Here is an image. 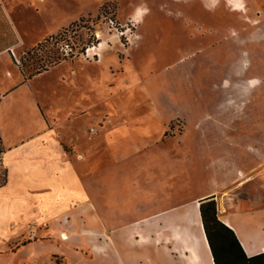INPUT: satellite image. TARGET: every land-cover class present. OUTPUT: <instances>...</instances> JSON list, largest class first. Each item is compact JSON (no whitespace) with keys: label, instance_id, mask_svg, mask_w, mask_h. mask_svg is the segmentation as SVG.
Returning <instances> with one entry per match:
<instances>
[{"label":"rangeland","instance_id":"374dc122","mask_svg":"<svg viewBox=\"0 0 264 264\" xmlns=\"http://www.w3.org/2000/svg\"><path fill=\"white\" fill-rule=\"evenodd\" d=\"M3 1L7 35L22 47L50 36L72 43L68 56L55 40L17 54L26 73L45 68L23 87L38 92L54 115H73L93 135L108 122L104 114L94 119L104 108L157 109L171 119L166 136L181 135L176 158L162 163L180 173L183 198L219 172L213 177L230 199L264 205V0H244L246 11L223 0L212 9L199 0ZM92 43H99V55L85 57ZM5 71L18 77L0 57ZM85 227L75 216L56 221L47 235L19 240L5 259L110 264L108 244L95 247Z\"/></svg>","mask_w":264,"mask_h":264},{"label":"crops","instance_id":"0c3cea01","mask_svg":"<svg viewBox=\"0 0 264 264\" xmlns=\"http://www.w3.org/2000/svg\"><path fill=\"white\" fill-rule=\"evenodd\" d=\"M3 5L0 0V57L18 77L0 73L7 166L0 186V264H11L5 256L16 253L19 240L47 235L56 221L64 224L71 216L86 225L84 237L93 238L95 247L102 240L108 244L110 264H215L199 212L200 202L210 200L233 233L212 229L220 264H261L254 257L264 256V205L230 199L213 177L219 172L200 189L193 184L195 192L183 198L180 173L162 163L176 158L181 135L166 136L171 119L157 109L104 108L94 119L104 114L108 122L93 135L73 115H54L38 92L23 87L42 72L26 79L17 61L23 48L40 39L22 47L7 35L12 29Z\"/></svg>","mask_w":264,"mask_h":264},{"label":"trees","instance_id":"16d2710c","mask_svg":"<svg viewBox=\"0 0 264 264\" xmlns=\"http://www.w3.org/2000/svg\"><path fill=\"white\" fill-rule=\"evenodd\" d=\"M56 43L57 42V38L54 37V36H50L49 38H46L44 41L45 42H41L39 44H37L36 46L33 47V51H37L39 50L40 46L41 45H44V43H52V41H54ZM30 50H28L26 53H29ZM21 62V63H20ZM22 60L20 61L19 60V68L24 76V78L28 79V78H31L33 75L35 74H38L40 72H42L45 68L44 67H41V68H36L35 70L29 72V73H26L24 72V70L21 68L22 65ZM199 212H200V216H201V221H202V224H203V228H204V231H205V235H206V238H207V241L209 243V246H210V249H211V252H212V255H213V259H214V263L215 264H220L217 256H216V253L214 252V249H213V246H212V238H211V232H212V229L215 227V226H221L223 227L224 229H226L228 232H230V234L233 235L232 231L227 228L224 224H222L218 217H217V210H216V203L213 201V200H210L209 202H200L199 204ZM254 258H260L261 259V264H264V256L263 254H259L257 255L256 257Z\"/></svg>","mask_w":264,"mask_h":264},{"label":"built area","instance_id":"2783aa9c","mask_svg":"<svg viewBox=\"0 0 264 264\" xmlns=\"http://www.w3.org/2000/svg\"><path fill=\"white\" fill-rule=\"evenodd\" d=\"M110 23L113 24L112 20L110 21ZM96 37L98 38L97 35ZM98 45H94L92 43L91 45L86 46L84 48L83 53L81 54L84 55L85 57L90 56L91 58H95L96 56L99 55L98 50H96L99 48ZM58 48L64 56H68L69 54H72L74 52L72 43L67 40H61L58 43ZM92 130L93 129L91 128V131ZM4 155H5V149L3 147V144L0 138V186L6 181V177H7V166L5 163Z\"/></svg>","mask_w":264,"mask_h":264},{"label":"bare ground","instance_id":"6f19581e","mask_svg":"<svg viewBox=\"0 0 264 264\" xmlns=\"http://www.w3.org/2000/svg\"><path fill=\"white\" fill-rule=\"evenodd\" d=\"M199 1L201 3H203L209 9L217 7L218 5H220V2H221V0H199ZM223 1L226 2L227 4L233 5L232 9L246 11V5L244 3V0H223ZM136 15L140 16V13L138 10L136 11ZM198 216H195L194 212L192 213L193 218H195V217L197 218ZM61 236H62V238L67 237L66 234H64V233H62Z\"/></svg>","mask_w":264,"mask_h":264}]
</instances>
